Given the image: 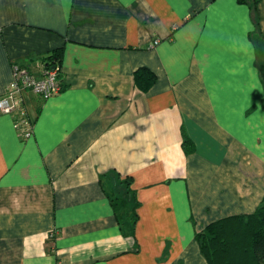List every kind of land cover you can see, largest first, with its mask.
<instances>
[{
  "label": "crops",
  "instance_id": "0c3cea01",
  "mask_svg": "<svg viewBox=\"0 0 264 264\" xmlns=\"http://www.w3.org/2000/svg\"><path fill=\"white\" fill-rule=\"evenodd\" d=\"M259 38L264 0H0V98L57 48L63 84L24 91L29 137L0 111V264H211L196 233L264 197Z\"/></svg>",
  "mask_w": 264,
  "mask_h": 264
},
{
  "label": "trees",
  "instance_id": "16d2710c",
  "mask_svg": "<svg viewBox=\"0 0 264 264\" xmlns=\"http://www.w3.org/2000/svg\"><path fill=\"white\" fill-rule=\"evenodd\" d=\"M248 3L256 12L260 0H239ZM61 48H57L46 61L47 69L60 67ZM258 56L262 59L264 75V41L258 39ZM60 70V68H59ZM60 73V71H59ZM156 74L147 67L135 72V82L143 91H148L156 82ZM183 148L186 153L195 150V145L183 131ZM122 190L112 191V205L120 222L129 220L134 229L139 201L129 180H124ZM196 239L211 264H264V197L252 214L232 216L207 225L196 233Z\"/></svg>",
  "mask_w": 264,
  "mask_h": 264
},
{
  "label": "built area",
  "instance_id": "2783aa9c",
  "mask_svg": "<svg viewBox=\"0 0 264 264\" xmlns=\"http://www.w3.org/2000/svg\"><path fill=\"white\" fill-rule=\"evenodd\" d=\"M158 42L155 41L156 44ZM59 71V67L47 69L45 75L39 78L26 68H15V79L4 97L0 98V111L15 116L16 128L23 138L31 136L34 129L33 119L25 105L24 91L32 90L44 99L57 94L63 88Z\"/></svg>",
  "mask_w": 264,
  "mask_h": 264
}]
</instances>
